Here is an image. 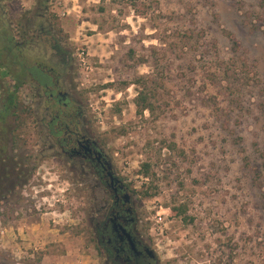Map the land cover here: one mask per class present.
I'll use <instances>...</instances> for the list:
<instances>
[{"label":"rangeland","instance_id":"rangeland-1","mask_svg":"<svg viewBox=\"0 0 264 264\" xmlns=\"http://www.w3.org/2000/svg\"><path fill=\"white\" fill-rule=\"evenodd\" d=\"M38 13L162 263L264 264V0H0V62L18 52L3 30L39 44ZM16 96L0 146L30 175L0 203V264H103L96 192L42 156L34 95Z\"/></svg>","mask_w":264,"mask_h":264},{"label":"flooded vegetation","instance_id":"flooded-vegetation-1","mask_svg":"<svg viewBox=\"0 0 264 264\" xmlns=\"http://www.w3.org/2000/svg\"><path fill=\"white\" fill-rule=\"evenodd\" d=\"M37 17L40 20L35 35L39 44L29 46L27 40L14 39L7 42L9 49L15 45L18 52L7 57L9 62L5 66L12 68L9 71L19 75L34 95L32 117L36 136L45 144L42 156L52 152L58 162L80 179V185L96 192L90 203L93 212L88 223L103 264H164L153 243L137 228L138 217L128 185L119 176L108 152L89 131L81 101L68 89L67 49L51 35L44 15L38 13ZM27 48L36 49L40 58L29 57L24 52ZM22 162H18L19 169H10L12 175L1 179L0 186L23 185L24 172L30 169H24Z\"/></svg>","mask_w":264,"mask_h":264},{"label":"trees","instance_id":"trees-1","mask_svg":"<svg viewBox=\"0 0 264 264\" xmlns=\"http://www.w3.org/2000/svg\"><path fill=\"white\" fill-rule=\"evenodd\" d=\"M3 40L6 42V46H9L8 43H11L12 38L7 35L6 31L3 30L2 34ZM8 42V43H7ZM9 43V44H10ZM10 76L13 80V87L10 89L8 87L2 88L1 84L3 80ZM19 75L12 74L9 69L5 66V63L0 62V123L5 121L6 117L15 112L17 107V90L23 84L20 80ZM135 105L137 107V112L141 113L145 109H150V105L146 103V97L140 93L135 99ZM1 141V138H0ZM13 141V140H12ZM19 161L14 160V157L9 155L5 150L0 146V182L1 179H4L5 176H11L10 169H15L20 166ZM9 170V172H8ZM23 183L29 179L30 171L24 172ZM16 187H3L0 186V203L4 201V197L13 193Z\"/></svg>","mask_w":264,"mask_h":264},{"label":"crops","instance_id":"crops-1","mask_svg":"<svg viewBox=\"0 0 264 264\" xmlns=\"http://www.w3.org/2000/svg\"><path fill=\"white\" fill-rule=\"evenodd\" d=\"M5 1V0H4Z\"/></svg>","mask_w":264,"mask_h":264}]
</instances>
